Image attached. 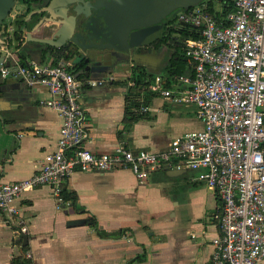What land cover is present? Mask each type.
Listing matches in <instances>:
<instances>
[{
	"label": "crops",
	"instance_id": "0c3cea01",
	"mask_svg": "<svg viewBox=\"0 0 264 264\" xmlns=\"http://www.w3.org/2000/svg\"><path fill=\"white\" fill-rule=\"evenodd\" d=\"M25 52L39 63L59 61ZM165 58L158 52L136 54L131 65L117 67L114 84L100 94L85 86L90 151L106 154L125 146L159 153L173 139L203 129L195 107L173 105L156 94L144 117H129L133 68L143 65L164 77ZM5 82L8 89L0 88V184L31 178L45 156L57 150L63 125L58 111L40 104L48 97L46 89L13 78ZM197 176L166 170L140 182L127 169L78 170L65 191L77 198L82 212L72 205L59 209L47 186L25 192L15 204L17 214L0 212V264L22 254L24 235L29 237L26 256L34 264H211L221 202ZM89 218L102 233L115 236L101 237ZM83 219L86 224L69 225Z\"/></svg>",
	"mask_w": 264,
	"mask_h": 264
},
{
	"label": "built area",
	"instance_id": "2783aa9c",
	"mask_svg": "<svg viewBox=\"0 0 264 264\" xmlns=\"http://www.w3.org/2000/svg\"><path fill=\"white\" fill-rule=\"evenodd\" d=\"M175 27L201 35L181 41L192 74L170 80L157 75L150 91L173 105L195 107L203 129L173 139L159 153L125 146L113 153L90 151L82 104L87 82L76 78L71 62L23 59L19 46L0 42V56L10 62L2 77L46 89L41 106L63 119L57 150L45 156L39 170L29 179L0 184V212L17 214L15 204L23 193L46 186L59 209L71 206L64 191L78 170L127 169L140 182L166 170L195 171L221 202L211 264H264V0H234L232 11L220 20L200 5L182 11Z\"/></svg>",
	"mask_w": 264,
	"mask_h": 264
},
{
	"label": "water",
	"instance_id": "95a60500",
	"mask_svg": "<svg viewBox=\"0 0 264 264\" xmlns=\"http://www.w3.org/2000/svg\"><path fill=\"white\" fill-rule=\"evenodd\" d=\"M16 1L0 0V25L9 16ZM220 2L222 3L223 0ZM208 3L209 0H111L109 4L101 6L106 10V15L99 18L102 26L98 27L97 30H94V27L89 30L86 27L87 23L84 24L83 30L78 34L79 38L70 40L79 49L71 53L66 48L68 51L65 50L64 54L70 58L76 78L87 82L86 87L92 93L100 94L102 90L114 84V75L121 63L120 54H127L133 49L143 47L149 40V34L156 29L157 24L175 9L180 8L182 11H188L200 5L206 4L208 6ZM96 7L97 4L90 6L92 11L85 14L86 17L85 15L82 16L85 19H92V15L97 10ZM33 14H30L25 21V30L28 35L35 34L31 29L32 26H35L34 19L30 21ZM36 21H39V25H41L40 19ZM85 38H88L91 44H87ZM38 43L28 46L27 50L23 48L22 53L23 51H27V54L36 52L40 56L49 58L51 52L42 47L41 42ZM65 43L59 47L65 46ZM21 55L23 59H27L26 52ZM9 65L10 62H6V58L0 56V72L4 66ZM8 78H13V76L9 75L0 79L2 91L8 89L5 82ZM86 223L87 220L83 219L72 221L69 225L77 226ZM28 242L29 237L24 235V246H27Z\"/></svg>",
	"mask_w": 264,
	"mask_h": 264
},
{
	"label": "flooded vegetation",
	"instance_id": "af4514ba",
	"mask_svg": "<svg viewBox=\"0 0 264 264\" xmlns=\"http://www.w3.org/2000/svg\"><path fill=\"white\" fill-rule=\"evenodd\" d=\"M212 1L215 0H209V2ZM225 1L227 0H223L222 3ZM110 2L111 0H17L9 16L0 25V42L9 44L12 42L13 48L19 46L20 49L24 48L26 50L28 46L41 42L42 47L51 52L49 58L70 62L71 60L67 59L68 57L64 54L65 50L68 49L72 53L79 49L70 40L79 38L78 34L83 30L82 28L86 23L89 30L93 27L94 30H97L98 27L102 26L99 18L106 15V10L101 6ZM96 4L97 10L92 15L93 20L90 18L85 19L82 15L90 13L92 11L90 6H96ZM181 12L182 10L177 8L162 19L157 24L156 29L149 34L150 37L147 43L143 47L132 50H136L135 55L141 56L144 53L154 52L164 54V50L162 51V48L159 49L158 46L164 41L168 42L167 40L173 42V38L178 37L176 34L170 35V32L176 26V19ZM32 13L34 14L30 21L34 19L35 26H32L31 29L36 35H25V21ZM39 19L41 25H39V21H36ZM20 24L24 25V33H21ZM85 42L91 44L88 38H85ZM62 43H65V46L59 47ZM132 51L119 55L121 67L131 65L135 56H129ZM55 52H57L56 55H54Z\"/></svg>",
	"mask_w": 264,
	"mask_h": 264
},
{
	"label": "trees",
	"instance_id": "16d2710c",
	"mask_svg": "<svg viewBox=\"0 0 264 264\" xmlns=\"http://www.w3.org/2000/svg\"><path fill=\"white\" fill-rule=\"evenodd\" d=\"M233 3L234 0H227L224 3H221L220 1L209 2L208 12L220 20L222 17L226 16L232 11ZM218 4L221 7V9L219 10L216 9V5ZM20 30L21 33H24V25L20 24ZM174 34L180 36V41L187 39L198 40L201 38V35L198 32L191 30L188 27H184L181 29L174 27L173 31L170 32V35ZM9 45L12 46V42ZM162 46H166L170 50L174 49L172 55L168 58V63L163 71L164 77L170 80L174 77L192 74V64L188 62L183 50L181 51L178 46H170L166 41L159 44L158 48H161ZM57 63V61L52 62V64ZM156 76L157 74L155 72L148 70L145 66H136L135 68H133L131 78H129V81L133 83V86L129 88L128 95V99L130 102L128 112L130 114L129 117L131 119L134 120L135 118L138 119L140 117H144L145 114L148 113L143 112L142 108L149 107L148 104L150 103L151 99L156 96L150 91V85L152 84ZM64 196L67 201L71 202V205L75 207L77 211L82 212V210L77 205V198L74 195L67 193V191H64ZM88 223L93 226V228L101 237L115 236L105 235L104 233H102L101 230L98 228V225L93 221L92 218H89ZM26 249L27 246L23 247L22 254L18 257H15L11 264H34L29 258H27Z\"/></svg>",
	"mask_w": 264,
	"mask_h": 264
},
{
	"label": "rangeland",
	"instance_id": "374dc122",
	"mask_svg": "<svg viewBox=\"0 0 264 264\" xmlns=\"http://www.w3.org/2000/svg\"><path fill=\"white\" fill-rule=\"evenodd\" d=\"M216 9H221V7H220V5L218 4V5H216ZM178 18V17H177ZM176 23H177V19H176ZM178 37L180 38V36L178 35ZM181 39V38H180ZM168 41V44L171 46V45H173V46H178L179 48H180V50L182 51L183 50V47H182V44H181V41L180 42H178V43H174V42H172L171 40H167ZM162 48V51L164 52V54H165V61H163V65L161 66V67H164V69H165V67H166V65H167V63H168V58L172 55V53H173V51H174V49H172V50H170L169 48H167L166 46H162L161 47ZM160 49V48H159ZM134 52H136V50H134V51H132L130 54H129V56H134L135 55V53ZM139 66H143V65H139ZM160 68V67H159ZM164 70H163V68L161 69V74H163L162 72H163ZM0 79H3L2 78V75L0 74Z\"/></svg>",
	"mask_w": 264,
	"mask_h": 264
}]
</instances>
